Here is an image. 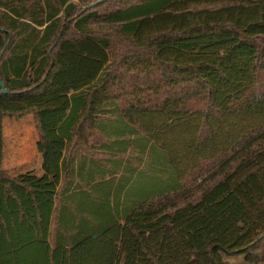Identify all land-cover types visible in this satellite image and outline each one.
Masks as SVG:
<instances>
[{
  "label": "trees",
  "instance_id": "1",
  "mask_svg": "<svg viewBox=\"0 0 264 264\" xmlns=\"http://www.w3.org/2000/svg\"><path fill=\"white\" fill-rule=\"evenodd\" d=\"M30 113L67 140L57 189L3 167L4 117ZM175 123L194 163L141 180L133 146ZM95 148L111 167L74 165ZM238 254L264 264V0H0V264Z\"/></svg>",
  "mask_w": 264,
  "mask_h": 264
},
{
  "label": "rangeland",
  "instance_id": "2",
  "mask_svg": "<svg viewBox=\"0 0 264 264\" xmlns=\"http://www.w3.org/2000/svg\"><path fill=\"white\" fill-rule=\"evenodd\" d=\"M195 123L197 122L194 119ZM235 124L242 123L243 127L248 128L251 118L246 121L244 118L235 116L232 118ZM238 123V124H237ZM234 125V127L236 126ZM195 127V126H194ZM194 127L191 124H173L164 130V140L155 135L153 143L145 148V155L142 160L135 155L137 146H133L129 156V167L140 166L139 178L145 180L149 175H165L167 179V165H171L175 154L185 156L187 159L186 168L194 163L193 156L189 157L190 140L194 138ZM4 128V158L3 167L12 175L18 176L30 184L43 188H59L62 181L60 161L65 154V141L58 137L56 128L50 125L45 126L46 132L54 138L52 144L43 147L39 131L36 126L35 117L32 113L23 117L5 116L3 120ZM239 128V127H238ZM235 129V128H234ZM188 144V147L186 146ZM143 147V146H142ZM180 157V156H179ZM164 168V171L162 170ZM168 174V175H167ZM186 182L197 183L194 174L190 175ZM229 264H247L245 256L228 255L224 256Z\"/></svg>",
  "mask_w": 264,
  "mask_h": 264
},
{
  "label": "crops",
  "instance_id": "3",
  "mask_svg": "<svg viewBox=\"0 0 264 264\" xmlns=\"http://www.w3.org/2000/svg\"><path fill=\"white\" fill-rule=\"evenodd\" d=\"M57 131V135L58 137H60L61 139H63L65 141V145L67 144V140L65 137L61 136ZM116 143V142H115ZM115 145V144H114ZM115 147H117V144L115 145ZM104 156V158L106 159V161L102 162L103 165H110L109 167L112 166L113 164V159H115L113 156L108 155L107 153H104L102 149L99 148H95L93 149L90 153L88 154H82L81 155H77L76 157V161L74 162L75 166H78L80 164H83L85 170L91 169L92 167H96L97 163H101L98 159L101 156ZM64 156V155H63ZM82 158V159H81ZM97 158V159H96ZM127 158V156H125V159ZM63 159V157H62ZM62 159L60 161V165H61V172H62Z\"/></svg>",
  "mask_w": 264,
  "mask_h": 264
},
{
  "label": "water",
  "instance_id": "4",
  "mask_svg": "<svg viewBox=\"0 0 264 264\" xmlns=\"http://www.w3.org/2000/svg\"><path fill=\"white\" fill-rule=\"evenodd\" d=\"M1 84H2V87H3V91H4V92H6V91H7V89H6V86H5L4 82H3V81H1Z\"/></svg>",
  "mask_w": 264,
  "mask_h": 264
}]
</instances>
